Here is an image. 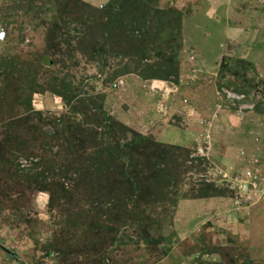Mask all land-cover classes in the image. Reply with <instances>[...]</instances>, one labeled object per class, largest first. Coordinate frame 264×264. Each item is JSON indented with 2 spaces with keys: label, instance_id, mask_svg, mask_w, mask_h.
I'll return each mask as SVG.
<instances>
[{
  "label": "rangeland",
  "instance_id": "374dc122",
  "mask_svg": "<svg viewBox=\"0 0 264 264\" xmlns=\"http://www.w3.org/2000/svg\"><path fill=\"white\" fill-rule=\"evenodd\" d=\"M18 1L0 0V139L10 121L25 132L36 125L51 137L31 142L27 157L0 149V158L16 165L15 174L0 165V264H92L100 251L105 264H264V0H156V7L180 13L177 76L165 80L140 75L148 66L161 70L168 48L121 54L135 32L114 39V50L101 60L86 54V41L77 42L87 38L85 12L94 14L108 0H78L84 18L77 12L65 25L58 21L64 34H48L56 20L51 0H38L27 14ZM51 37L68 45L43 54ZM229 68L251 85L246 95L223 86L236 81ZM52 89L101 101L127 128L125 138L137 131L188 153L177 188L144 209L148 220L109 232L101 246L80 214L89 218L93 204L69 183L71 158L93 148L72 157L66 143L61 147L64 137L51 135L57 117L78 121L81 115ZM41 172L51 176L56 194L34 183ZM202 181L219 194L190 198Z\"/></svg>",
  "mask_w": 264,
  "mask_h": 264
},
{
  "label": "trees",
  "instance_id": "16d2710c",
  "mask_svg": "<svg viewBox=\"0 0 264 264\" xmlns=\"http://www.w3.org/2000/svg\"><path fill=\"white\" fill-rule=\"evenodd\" d=\"M37 1L19 0L17 6L23 8L24 13L27 14L31 6ZM155 1L108 0L101 7L91 8L92 11H95V16L85 12V16L90 20L85 23L88 31L86 33L87 38L82 37L80 38L81 41L77 42L86 41V54L97 56L101 60L102 56L114 50L116 45L112 42L114 39L122 37L121 39L124 40L125 37L135 32L134 34L137 35H135V42L125 48L123 46L121 54L132 56L136 53V56L142 57L151 51L165 53L164 49L167 48L171 51L168 55H162L167 63L163 64L164 67L161 70L160 67L156 69L149 68V66L148 68L144 67V71H142L144 74H141L140 77L165 80L170 74L177 76L175 57L180 48V13L174 8H158L154 5ZM51 5L55 8L56 20L50 25L52 30L48 28V34H52L54 31H63L64 28L61 24L65 25L67 19H74L77 12L80 14V16L77 15L80 21L84 18L81 15L83 9L79 5H83V7L85 5L78 0H51ZM58 21L61 23L59 28L57 26ZM146 21L148 25H146ZM51 40L53 37L45 38L47 46L43 54L58 49L57 46L61 42L66 46L68 45L66 38L55 37L53 41L57 43L53 49L50 44ZM240 61L241 65H244L243 60ZM244 66L241 67V70L245 69ZM222 67L226 68V65H221V69ZM229 70L232 71L237 82L228 80L223 83V86L230 87L232 91L238 93L243 92L246 95L251 85L245 83L246 79L241 80L237 71H233L231 68ZM26 76L28 77V74L23 77ZM33 82L32 80L29 81V83L34 84ZM245 84L247 89H242ZM52 90L65 105L71 108L72 112H78L81 115L78 121L57 117L55 122L60 123V125L54 127L51 135L64 137L61 147H64L63 143H66L65 147L72 157L79 149L83 151L87 147L93 148L91 152H77L76 159L71 158L72 163L76 160V163L69 164V168L72 169L75 176L69 178V183L71 182L73 190L84 191L87 196L86 200L91 205L93 204L94 210L90 211L89 214L87 211L89 218L84 211H81L80 214L88 219L84 224V230L91 232L95 246H101L104 241H107L109 232H117L119 228L128 223L139 222L140 224L142 222L144 224L143 221L148 220L149 216L145 215L144 209L148 205H155L163 197L167 198L170 190L177 188L180 175L188 169L184 165L188 153L179 146L172 147L168 144L158 143L148 135L137 131H130L131 138H125L126 131L128 132L127 128L103 110L101 101L90 100L89 96L79 97L76 95L77 93L72 91L64 93L55 89ZM245 95L239 101H247ZM71 100L74 102L70 106ZM25 121L24 123H26ZM16 123L17 121L8 122L3 132L4 135L2 134L3 139H0V149L4 150L7 147L5 152H10L15 148L27 157L30 153L31 142L51 137L42 133L43 131H40L39 127L35 129L36 125L29 126L28 131L25 132L26 127H20ZM32 129L34 130L32 131ZM38 133L40 138L37 139ZM75 140L77 144L74 143ZM45 163L49 165L48 162ZM0 165L3 168H9V170L11 168L14 174L16 173V165L13 166L11 159L1 157ZM48 176L41 172L34 183L44 184L43 187L50 194H56L51 186V176L47 179ZM199 184L196 193L190 195V198H205L219 194L211 183L202 181ZM98 214L107 219V222H114L115 227L111 226L109 229V223H103V220L98 218ZM102 232L103 234H101ZM109 238L112 241L114 237L110 236ZM98 240L100 241L98 242ZM102 253L103 251L97 253L99 261H92V264H105ZM50 254L51 252H48V255Z\"/></svg>",
  "mask_w": 264,
  "mask_h": 264
},
{
  "label": "water",
  "instance_id": "95a60500",
  "mask_svg": "<svg viewBox=\"0 0 264 264\" xmlns=\"http://www.w3.org/2000/svg\"><path fill=\"white\" fill-rule=\"evenodd\" d=\"M3 33H4V29H1V32H0V38L3 37Z\"/></svg>",
  "mask_w": 264,
  "mask_h": 264
},
{
  "label": "built area",
  "instance_id": "2783aa9c",
  "mask_svg": "<svg viewBox=\"0 0 264 264\" xmlns=\"http://www.w3.org/2000/svg\"><path fill=\"white\" fill-rule=\"evenodd\" d=\"M228 93V92H227ZM242 96V95H241ZM231 98H234V99H238V98H240V97H237L236 95H234V96H231ZM242 98V97H241Z\"/></svg>",
  "mask_w": 264,
  "mask_h": 264
},
{
  "label": "clouds",
  "instance_id": "9594fccd",
  "mask_svg": "<svg viewBox=\"0 0 264 264\" xmlns=\"http://www.w3.org/2000/svg\"><path fill=\"white\" fill-rule=\"evenodd\" d=\"M242 96H243V95H242ZM232 100H235V101H236V100H239V99H234V98H232Z\"/></svg>",
  "mask_w": 264,
  "mask_h": 264
}]
</instances>
